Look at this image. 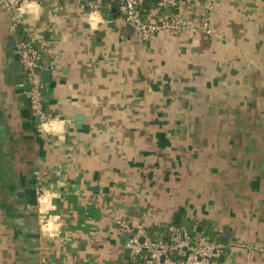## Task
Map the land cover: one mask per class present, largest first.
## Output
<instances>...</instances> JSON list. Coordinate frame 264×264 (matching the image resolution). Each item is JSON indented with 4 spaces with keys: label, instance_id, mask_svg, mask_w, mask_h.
<instances>
[{
    "label": "crops",
    "instance_id": "obj_1",
    "mask_svg": "<svg viewBox=\"0 0 264 264\" xmlns=\"http://www.w3.org/2000/svg\"><path fill=\"white\" fill-rule=\"evenodd\" d=\"M87 1L38 0L17 34L43 38L56 64L49 127L17 93L24 80L7 79L15 37L0 6V264H138L109 205L152 233L182 213L229 240L225 264H264V0H218L214 34L150 41L116 11L92 21Z\"/></svg>",
    "mask_w": 264,
    "mask_h": 264
},
{
    "label": "built area",
    "instance_id": "obj_2",
    "mask_svg": "<svg viewBox=\"0 0 264 264\" xmlns=\"http://www.w3.org/2000/svg\"><path fill=\"white\" fill-rule=\"evenodd\" d=\"M218 0H203L204 9L197 21L184 19L177 11L179 0H89L88 13L94 15L92 21H104L103 14L107 10L116 11L122 16L139 36L150 41L163 31H182L190 35L198 33L214 34L212 29V13ZM153 2V10H146L147 4ZM37 0H0V6L10 17L9 31L16 40V54L24 77V89L32 114L43 127L51 126V116L45 109V91L42 71L54 69V61L44 62L47 42L43 38L32 39L26 35L17 36L26 14H32ZM164 12L163 16L154 18V10ZM43 177H39L41 182ZM40 200L46 199L45 193L38 190ZM113 225L126 235L127 247L132 255L140 257L138 264H225L221 261L225 244L222 240L212 238L194 225L193 232L184 225L159 226L152 233L143 224L135 225L126 217L116 213L112 205L106 206ZM50 216L42 215L43 233L51 231ZM42 264H48V258H42Z\"/></svg>",
    "mask_w": 264,
    "mask_h": 264
},
{
    "label": "water",
    "instance_id": "obj_3",
    "mask_svg": "<svg viewBox=\"0 0 264 264\" xmlns=\"http://www.w3.org/2000/svg\"><path fill=\"white\" fill-rule=\"evenodd\" d=\"M38 1V0H37ZM109 20H112V16H109L108 18ZM16 46V40L14 38H12L9 42V49H8V55L12 56L14 58V60L12 61L11 65L13 67V74L12 75H7V79L10 78L12 79L13 83L14 84H21L23 83V80H24V77L25 75L22 73V68L20 66V62H19V56L18 54L14 53V47ZM52 71L49 70V69H45L42 71V78L44 80H47L46 79V76L47 78L50 77ZM17 93L21 94L24 96H26V93H25V89L24 88H18L17 90ZM175 222L177 225H184L186 226L188 229L191 230V232H193V228H194V224L192 223H187V220L185 217H183V214L182 213H177L176 216H175ZM198 231H203V227L202 226H199L197 228ZM223 242L225 244H228L229 240L227 238L223 239ZM226 249V247H224V250ZM225 258H224V255L221 256V261H224Z\"/></svg>",
    "mask_w": 264,
    "mask_h": 264
},
{
    "label": "trees",
    "instance_id": "obj_4",
    "mask_svg": "<svg viewBox=\"0 0 264 264\" xmlns=\"http://www.w3.org/2000/svg\"><path fill=\"white\" fill-rule=\"evenodd\" d=\"M111 12H113V9L111 10ZM18 34H22V30L21 29H19V31H18ZM203 232L206 234V235H208V236H210V237H212V238H217L218 240H222L223 239V236L220 234V233H218V232H216V231H212V230H210L209 228H207V226H205L204 224H203Z\"/></svg>",
    "mask_w": 264,
    "mask_h": 264
}]
</instances>
